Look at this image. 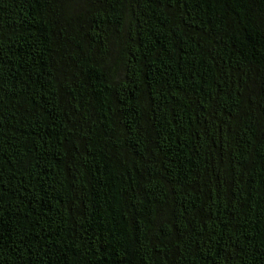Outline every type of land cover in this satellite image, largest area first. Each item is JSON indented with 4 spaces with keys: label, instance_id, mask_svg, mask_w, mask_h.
<instances>
[{
    "label": "trees",
    "instance_id": "trees-1",
    "mask_svg": "<svg viewBox=\"0 0 264 264\" xmlns=\"http://www.w3.org/2000/svg\"><path fill=\"white\" fill-rule=\"evenodd\" d=\"M0 264H264V0H0Z\"/></svg>",
    "mask_w": 264,
    "mask_h": 264
}]
</instances>
